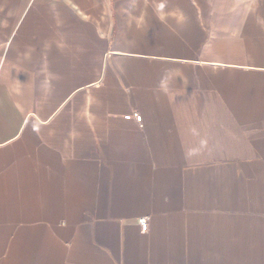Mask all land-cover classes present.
<instances>
[{
  "label": "crops",
  "instance_id": "1",
  "mask_svg": "<svg viewBox=\"0 0 264 264\" xmlns=\"http://www.w3.org/2000/svg\"><path fill=\"white\" fill-rule=\"evenodd\" d=\"M0 264H264V0H0Z\"/></svg>",
  "mask_w": 264,
  "mask_h": 264
},
{
  "label": "built area",
  "instance_id": "2",
  "mask_svg": "<svg viewBox=\"0 0 264 264\" xmlns=\"http://www.w3.org/2000/svg\"><path fill=\"white\" fill-rule=\"evenodd\" d=\"M140 225L143 227V228H146L147 227V219L143 218V219H140Z\"/></svg>",
  "mask_w": 264,
  "mask_h": 264
}]
</instances>
